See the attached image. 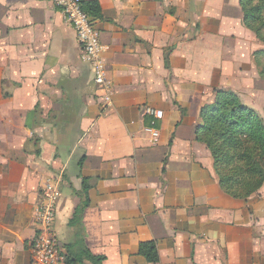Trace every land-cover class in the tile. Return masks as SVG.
I'll use <instances>...</instances> for the list:
<instances>
[{"label": "crops", "instance_id": "0c3cea01", "mask_svg": "<svg viewBox=\"0 0 264 264\" xmlns=\"http://www.w3.org/2000/svg\"><path fill=\"white\" fill-rule=\"evenodd\" d=\"M86 1L101 6L110 106L55 0H0V264H31L49 184L66 254L84 181L85 242L102 264H264V186L225 192L197 134L216 90L264 115V48L240 0ZM149 242L157 263L139 254Z\"/></svg>", "mask_w": 264, "mask_h": 264}, {"label": "trees", "instance_id": "16d2710c", "mask_svg": "<svg viewBox=\"0 0 264 264\" xmlns=\"http://www.w3.org/2000/svg\"><path fill=\"white\" fill-rule=\"evenodd\" d=\"M243 24L264 43V0H240ZM83 9L94 20L102 16L98 1L83 0ZM255 62L264 79V51L257 52ZM216 101L206 107L197 129L198 138L211 150L221 187L234 198L247 199L264 185V122L239 96L227 90H216ZM84 181L82 204L69 225L77 229L75 239L66 246L65 264H102L104 257L94 255L86 245L83 214L89 207V186ZM139 254L149 263H157L156 244L143 243Z\"/></svg>", "mask_w": 264, "mask_h": 264}, {"label": "built area", "instance_id": "2783aa9c", "mask_svg": "<svg viewBox=\"0 0 264 264\" xmlns=\"http://www.w3.org/2000/svg\"><path fill=\"white\" fill-rule=\"evenodd\" d=\"M56 6L64 13L67 22L77 33L83 49L82 60L92 67L94 82L106 92L104 104L110 106L111 91L106 66L101 57V34L95 20L83 9V0H55ZM145 114L162 119L163 113L147 109ZM61 196L59 186L49 184L44 189V203L37 215L38 231L30 247L31 264H65L64 253L59 249L55 230L57 201Z\"/></svg>", "mask_w": 264, "mask_h": 264}, {"label": "rangeland", "instance_id": "374dc122", "mask_svg": "<svg viewBox=\"0 0 264 264\" xmlns=\"http://www.w3.org/2000/svg\"><path fill=\"white\" fill-rule=\"evenodd\" d=\"M250 31V30H249ZM252 32V31H251ZM253 33V32H252ZM254 34V33H253ZM255 35V34H254ZM256 37V36H255ZM256 40L258 41V43L260 44V45H262L263 46V48H264V43L263 42H261L259 39H257V37H256ZM261 51H264V49H259L257 52H261ZM257 52H255L254 54H253V60H254V64H255V69H256V73H257V75L259 76V78L261 79V80H263V82H264V79L263 78H261V76H260V69H259V67H258V65L256 64V62H255V54L257 53ZM261 66H264V60H263V63H262V65ZM264 85V84H263ZM262 89H264V86H262L261 87ZM260 104H262V103H260ZM263 112H264V109H261ZM261 116V115H260ZM261 119H263V122H264V115L263 116H261ZM264 186V185H263ZM262 186V187H263Z\"/></svg>", "mask_w": 264, "mask_h": 264}]
</instances>
